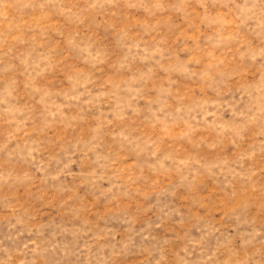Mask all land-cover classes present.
Returning <instances> with one entry per match:
<instances>
[{
  "label": "rangeland",
  "instance_id": "rangeland-1",
  "mask_svg": "<svg viewBox=\"0 0 264 264\" xmlns=\"http://www.w3.org/2000/svg\"><path fill=\"white\" fill-rule=\"evenodd\" d=\"M0 264H264V0H0Z\"/></svg>",
  "mask_w": 264,
  "mask_h": 264
}]
</instances>
